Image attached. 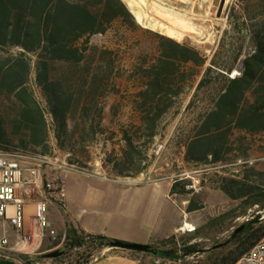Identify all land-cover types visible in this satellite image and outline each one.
I'll use <instances>...</instances> for the list:
<instances>
[{"label":"trees","instance_id":"1","mask_svg":"<svg viewBox=\"0 0 264 264\" xmlns=\"http://www.w3.org/2000/svg\"><path fill=\"white\" fill-rule=\"evenodd\" d=\"M175 121L187 129L176 143L184 162L221 167L213 187L263 210L264 0H234L211 57L142 28L123 0H0V151L43 160L57 151L88 171L98 139L109 134L122 166L139 175L146 146ZM188 183L177 177L172 194H191ZM202 208L190 199L186 212ZM240 227L226 252L196 264H235L264 239V213ZM64 237L67 249L88 251L84 264L121 242L72 227ZM156 249L177 261L205 252L188 243Z\"/></svg>","mask_w":264,"mask_h":264},{"label":"rangeland","instance_id":"2","mask_svg":"<svg viewBox=\"0 0 264 264\" xmlns=\"http://www.w3.org/2000/svg\"><path fill=\"white\" fill-rule=\"evenodd\" d=\"M123 2L142 28L160 32L177 41L187 40L201 49L206 56L211 57L222 31L226 28L227 14L234 0H123ZM128 3L132 6L130 7ZM192 94V89L187 92L184 105ZM182 116L184 113L181 112L177 120ZM185 118L192 119L193 114L185 115ZM176 121L168 126H161L154 144L146 146L145 169L139 175H133V169L122 166L118 138L110 143L106 140L109 134L98 139L93 149V162L88 164L90 168L88 171H80L77 166L69 164L64 153L54 152L53 156L58 159L56 164H68L70 169H58L56 165L43 166L48 179H60L64 194L63 206L50 201L44 215L49 222L57 220L76 224L75 221H79L98 226L101 230L98 235L120 240L118 237L123 233L120 223L144 215L147 206L153 201L145 188L148 183L158 181L163 188L168 187L169 181L174 182L179 176L190 180V183L191 178H195L200 182L197 187L198 192L185 195L179 187L174 199L180 208L178 209L180 218L183 219H186L184 213L190 199L203 208L188 215L191 221L183 223L181 231L175 235L176 239L173 242L164 245L162 241L153 247L159 250L179 249L183 244L188 243L198 244L199 249L205 252L177 261L159 258L149 252L105 249L96 253L89 264L99 260L98 264L103 262L130 264L129 257L140 260V264L203 262L210 255V251L217 249L218 253L226 252L228 249L226 242L232 233L257 214L264 213V209L261 210L259 205L246 208L247 206L240 201L229 199L223 192L213 187L212 181L218 178L217 171L222 173L221 167H195L184 162V150L176 143H180L185 138L187 129L178 130ZM176 135L180 137L176 139ZM52 144L54 145V141ZM120 172L130 176H124ZM171 201L172 199L169 198L165 203L169 206ZM184 224L189 225L187 228L194 227L195 230L187 232ZM3 232L4 229L0 224V236ZM6 234L10 240V247H13L16 242V232L9 228ZM220 246L223 248L220 249ZM56 250L62 251L63 255L54 259L41 257L42 254ZM87 256L86 249L80 252L67 249L64 235L56 232L55 240L48 237L38 240L36 249L31 254L9 251L0 253V264H84Z\"/></svg>","mask_w":264,"mask_h":264},{"label":"built area","instance_id":"3","mask_svg":"<svg viewBox=\"0 0 264 264\" xmlns=\"http://www.w3.org/2000/svg\"><path fill=\"white\" fill-rule=\"evenodd\" d=\"M57 158L38 159V164L29 163L28 156H8L0 151V224L4 229L0 236V253L5 251L31 254L38 240L48 237L56 239L52 224L46 219L45 211L50 201L63 206V191L60 179H46L44 165H56L58 169L68 168L67 164L57 165ZM199 180L191 178L186 188L198 192ZM36 194L39 199L26 201L27 194ZM193 232L194 227L187 228ZM16 232V242L10 247L7 229ZM235 264H264V239L243 253Z\"/></svg>","mask_w":264,"mask_h":264},{"label":"crops","instance_id":"4","mask_svg":"<svg viewBox=\"0 0 264 264\" xmlns=\"http://www.w3.org/2000/svg\"><path fill=\"white\" fill-rule=\"evenodd\" d=\"M46 179H48L47 176ZM173 183L169 181L168 187L163 188L160 187L158 181H153L146 185V191L152 197L153 201L147 206V211L144 215L120 223L123 229L122 235L118 237L120 241L156 246L169 237L179 234L183 223L185 221H191V217H188V215L192 212L184 213L186 219L180 218V213H178V209L180 210V208L174 199L175 194H172ZM25 197L26 201H36L39 199V196L30 193ZM169 198L172 201L168 206L165 202ZM75 222L76 224L69 223L68 221L53 220L50 223L56 232L63 235H65L66 229L70 227L90 235H98L101 233L98 226H92L79 221ZM128 260L130 264H140V260L138 259L129 257ZM99 262L100 260L93 264H98Z\"/></svg>","mask_w":264,"mask_h":264},{"label":"water","instance_id":"5","mask_svg":"<svg viewBox=\"0 0 264 264\" xmlns=\"http://www.w3.org/2000/svg\"><path fill=\"white\" fill-rule=\"evenodd\" d=\"M222 5L219 9L221 10ZM242 229V227L238 228L235 232H239ZM112 248L115 249H121V250H126V251H131V252H149L152 253L153 255H162V253L158 252L156 248H152L150 245H145V244H133V243H127V242H116L112 244ZM62 255V253L59 250L49 252L42 254V258L46 259H54L58 258Z\"/></svg>","mask_w":264,"mask_h":264},{"label":"bare ground","instance_id":"6","mask_svg":"<svg viewBox=\"0 0 264 264\" xmlns=\"http://www.w3.org/2000/svg\"><path fill=\"white\" fill-rule=\"evenodd\" d=\"M128 5L130 7L132 6L131 3H128ZM137 16H138V19H139L140 18L139 17L140 15L138 14ZM5 155H8V156H16V154H12V153H5ZM29 163H31V164H38V159L37 158H33V157H29ZM186 227H189V225L186 224ZM35 249H36V247L32 251H34Z\"/></svg>","mask_w":264,"mask_h":264},{"label":"flooded vegetation","instance_id":"7","mask_svg":"<svg viewBox=\"0 0 264 264\" xmlns=\"http://www.w3.org/2000/svg\"><path fill=\"white\" fill-rule=\"evenodd\" d=\"M60 252H61V253H62V255H63V252H62V251H60ZM62 255H61V256H62Z\"/></svg>","mask_w":264,"mask_h":264}]
</instances>
